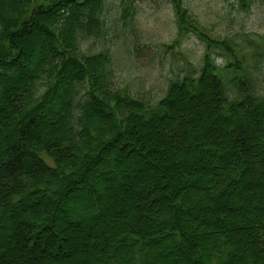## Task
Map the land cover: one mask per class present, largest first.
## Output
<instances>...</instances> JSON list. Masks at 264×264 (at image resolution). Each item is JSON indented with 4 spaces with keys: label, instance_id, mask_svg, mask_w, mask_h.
Masks as SVG:
<instances>
[{
    "label": "trees",
    "instance_id": "trees-1",
    "mask_svg": "<svg viewBox=\"0 0 264 264\" xmlns=\"http://www.w3.org/2000/svg\"><path fill=\"white\" fill-rule=\"evenodd\" d=\"M137 1L0 0V264H264V36L135 90L117 55Z\"/></svg>",
    "mask_w": 264,
    "mask_h": 264
},
{
    "label": "rangeland",
    "instance_id": "rangeland-1",
    "mask_svg": "<svg viewBox=\"0 0 264 264\" xmlns=\"http://www.w3.org/2000/svg\"><path fill=\"white\" fill-rule=\"evenodd\" d=\"M228 1L230 0L137 1L136 4L140 7V11L134 17L136 27H127V35L124 36L125 42L120 44L121 48L117 55V67L119 68L117 81L125 85L130 84L135 90H140L144 84L149 85L152 83L161 92L167 77L171 75V64L173 62L179 60L180 64H184V62L198 63L200 59L203 61L205 55L209 52L208 60L217 64V62H220L218 60L222 59L219 53L228 54L225 51V46H228L229 43L234 42L236 39L244 38L246 40L247 38L264 36V0H256L246 10L238 13L231 12ZM176 2L182 3L185 7H182L184 12L190 13L187 19L193 24L183 34L177 22V10L173 5ZM211 38L213 42L210 43ZM226 62L225 64L229 63ZM229 122L224 121L223 127L232 130ZM3 139L5 142L0 147V157L4 155L3 151L6 150L7 146V139ZM225 148L226 146H223L224 151ZM203 158L205 159L206 156ZM205 161L215 162L211 158H207ZM199 169L202 172L207 170L204 164ZM187 170L190 172L195 171L190 165ZM147 172H151L153 175H150L151 177L156 175L153 171ZM128 182L135 183L137 188L139 186L137 175L134 173L129 176ZM118 190L117 196L120 197L122 193ZM140 193L141 190L137 189L134 195L137 194L138 196ZM107 198L112 201L111 193ZM10 213L15 212L10 211ZM206 214L205 221L212 222L216 226L222 225L212 213L206 212ZM196 216L197 214H191L190 218L197 219ZM8 219L7 215L5 220H0V231L2 229L7 230L5 226L11 222ZM232 224L234 230L237 231L238 229L246 231L248 227L243 223ZM4 236L5 234H0V242L4 239ZM102 236L98 235L92 239V248H102ZM167 253L170 256L175 254V252L172 253V250H168ZM115 257L118 258L119 254L115 253Z\"/></svg>",
    "mask_w": 264,
    "mask_h": 264
}]
</instances>
